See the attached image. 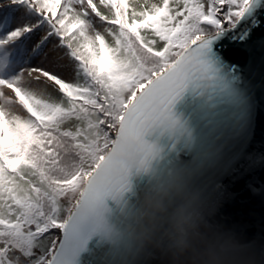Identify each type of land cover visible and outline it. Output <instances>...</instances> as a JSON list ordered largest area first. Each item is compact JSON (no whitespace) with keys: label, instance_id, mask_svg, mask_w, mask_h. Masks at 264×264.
<instances>
[{"label":"snow or ice","instance_id":"6c2138e0","mask_svg":"<svg viewBox=\"0 0 264 264\" xmlns=\"http://www.w3.org/2000/svg\"><path fill=\"white\" fill-rule=\"evenodd\" d=\"M28 3L66 47L76 78L43 68L0 78V264H74L102 228L106 198L127 189L129 162L146 168L156 155L146 135L175 124L174 98L189 84L216 80L208 42L252 0ZM25 74L50 83L55 95L28 87ZM51 229L62 238L45 247Z\"/></svg>","mask_w":264,"mask_h":264},{"label":"water","instance_id":"95a60500","mask_svg":"<svg viewBox=\"0 0 264 264\" xmlns=\"http://www.w3.org/2000/svg\"><path fill=\"white\" fill-rule=\"evenodd\" d=\"M216 80L189 84L170 104L175 124L156 129L145 139L158 149L148 165L170 170L202 189L216 220L242 242L254 246L264 262V0L251 7L232 27L208 42ZM143 172L130 170L128 186L105 203L115 222L118 201H135ZM90 235L74 264H119L105 234ZM62 238V232L59 239ZM137 264H161L145 257Z\"/></svg>","mask_w":264,"mask_h":264},{"label":"clouds","instance_id":"9594fccd","mask_svg":"<svg viewBox=\"0 0 264 264\" xmlns=\"http://www.w3.org/2000/svg\"><path fill=\"white\" fill-rule=\"evenodd\" d=\"M129 167L146 176L135 201H118L115 222L111 209L103 215L105 237L119 264H137L145 257L161 264H264L253 245L216 220V207L207 204L202 189L170 170L138 168L134 161Z\"/></svg>","mask_w":264,"mask_h":264},{"label":"trees","instance_id":"16d2710c","mask_svg":"<svg viewBox=\"0 0 264 264\" xmlns=\"http://www.w3.org/2000/svg\"><path fill=\"white\" fill-rule=\"evenodd\" d=\"M1 1L3 0H0V2ZM10 1L14 5L8 6L6 8H0V30L2 34L5 33V36L0 38V41H6L8 39L9 34L12 33L13 31L20 30L21 32L23 28L28 29L26 30L27 34L25 35V38L19 43V45H17L13 50L6 49L7 50L6 57L9 58L13 57L12 59H13L14 67H5V69L13 71V69L19 70L20 68H22L24 66L23 64L25 63H27V65L32 63L33 60L36 59L40 51H42L43 47L48 43V41L51 38L55 37V35L49 34V27L46 21L33 7L29 5L28 0H10ZM140 2L142 3L143 0H140ZM150 2H159V0H150ZM102 10L105 11V13H107L106 9H102ZM17 17L20 18L21 25L13 26V23L16 21ZM93 19L95 18L93 17ZM95 21L97 22L99 27H101V29H97L96 27L95 28L97 30L103 31L104 25L101 22H98L97 20ZM42 28L46 29L45 33L44 32L41 33L39 31ZM208 29L210 31L213 30L211 26H208ZM37 35H38L37 41L34 42V37H36ZM108 39L110 40L111 38L109 37ZM50 45L51 43L49 44V47ZM56 45H58V47L63 50L64 54H66L67 56L68 62L71 65V69L73 72H72V77L70 79H75L76 78L75 64L72 58L67 55L66 47L62 45L61 42L56 43ZM160 46H162V42H158L157 47ZM29 47H30V51L27 52V49ZM54 47L55 46H53V48ZM4 63H5L4 61L0 62V67H2ZM37 93L43 94L44 96H50V95H55V90L50 85L49 88L46 89L44 87ZM61 205H62V209L69 206L68 202L62 199H61ZM63 214L64 213L62 211L61 215ZM44 236H45L44 246L47 247L48 240L54 239V229H51L49 233L44 234ZM35 251L37 252V255H39L40 250L36 249Z\"/></svg>","mask_w":264,"mask_h":264},{"label":"rangeland","instance_id":"374dc122","mask_svg":"<svg viewBox=\"0 0 264 264\" xmlns=\"http://www.w3.org/2000/svg\"><path fill=\"white\" fill-rule=\"evenodd\" d=\"M11 4L12 2L10 0H3L0 2V8L9 6ZM95 20L96 19H93L94 27H96L97 29H101V27H99V25L97 24ZM20 25H21V20L19 17H17L16 21L13 23V26H20ZM225 28H229V27L225 25L222 29H225ZM39 31L41 33L43 32L45 33L46 29L42 28ZM26 34L27 33L23 28L19 36L13 37L12 39H7L6 41H4V43L0 44V62L4 61V59L6 58V55H7L6 49L13 50L25 38ZM2 36H4V34L0 33V38H2ZM37 38H38V35L34 37V42L37 41ZM58 42H60L59 38L55 35V37L51 38L48 41V43L43 47L42 51H40L36 59H34L33 62L28 65L25 64L19 72L4 73L5 70L0 69V78L12 79L16 77L17 75H19L20 73H22L23 71H26L29 69H35V68H43L45 70L52 71L64 77L65 79H70L72 77L73 71L71 69L70 63L68 62L66 54H64L63 50L60 49L58 45H56V43ZM50 43L51 45L49 47ZM53 46L55 47L53 48ZM29 51H30V47L27 49V52ZM6 61H9V59L7 58ZM25 79H26L27 86L37 92L40 91L44 87L46 89L50 87V83L45 82L43 79H41L40 81H35L31 77H28L27 74H25ZM8 110L16 112L17 114L23 111L19 105H11L9 106ZM62 200L64 201L66 200L68 202V200L65 198H62ZM60 234H61V230L54 229V239L58 240L60 237ZM26 263L27 262L25 261V264Z\"/></svg>","mask_w":264,"mask_h":264}]
</instances>
